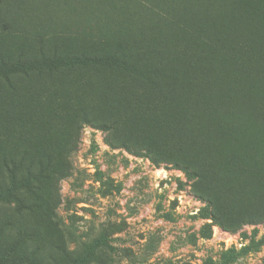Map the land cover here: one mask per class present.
<instances>
[{
    "label": "rangeland",
    "instance_id": "374dc122",
    "mask_svg": "<svg viewBox=\"0 0 264 264\" xmlns=\"http://www.w3.org/2000/svg\"><path fill=\"white\" fill-rule=\"evenodd\" d=\"M233 8L245 25H253L255 18L264 22V0H244ZM33 38L0 28V50L15 52L18 45L36 49ZM62 38L54 37L46 46L65 42ZM260 39L264 43V33ZM218 64L229 72L225 60ZM85 73L66 74L55 84L46 77L23 80L16 93L0 89V158L27 151L28 161L45 149L55 154L54 170L34 194L18 195L19 206L0 203V264H69L102 236L109 245L98 250L91 264H264V220L239 221L234 211L235 198L244 196L250 184L236 176L233 158L238 151L233 153L228 145L221 150L224 142L211 143L208 128L198 138L183 136L180 128L188 126L179 110L171 126L158 120L170 110H149V116L132 110L95 114L99 120L105 114L120 115L119 135L145 142L162 139L166 145L160 152H173L175 159L154 161L112 145L110 133L94 124H84L75 133L70 98L76 91L81 100L94 93L92 99L98 96L112 108L119 105L116 79L96 70ZM239 73L248 74L242 68ZM249 79L263 88L258 77L251 74ZM241 88V97H248L249 110L244 111L250 114L249 97L256 100L258 93L252 96L251 85ZM212 120L214 124L216 117ZM197 122L194 128L201 124ZM74 136L78 144L68 156ZM186 160L202 163L200 177L188 175ZM62 166L70 170L59 178L56 170ZM208 190L215 197L218 193L215 204ZM65 249L73 255L66 256Z\"/></svg>",
    "mask_w": 264,
    "mask_h": 264
},
{
    "label": "trees",
    "instance_id": "16d2710c",
    "mask_svg": "<svg viewBox=\"0 0 264 264\" xmlns=\"http://www.w3.org/2000/svg\"><path fill=\"white\" fill-rule=\"evenodd\" d=\"M243 2L0 0V28L25 38L34 37L39 44L36 49L18 45L15 52L0 50V89L16 93L23 80L46 77L47 82L55 84L66 74L90 70L112 76L119 86L115 93L119 99L117 108L103 104L98 96L92 99L94 93H87V98L81 100L76 91L70 98L75 110V133L84 124H94L110 133L112 145L124 146L137 155L147 154L154 161L175 159L173 152H160L161 146L166 145L162 139L148 138L145 142L139 137L119 135L120 115L105 114L99 120L95 114H100L96 110H132L149 116V110H170L160 113L158 120L171 126L179 110L188 126L179 129L183 136L191 134L198 138L202 129L208 128L211 143L224 142L221 150L228 145L233 153L238 151L233 158L236 176L246 177L250 184L244 196L235 198L234 211L239 221H262L264 43L260 37L264 22L255 18L253 25H245L238 19L233 6ZM62 36L65 42L46 46L52 38ZM82 40L77 47L71 46L72 42ZM220 60H225L227 74L226 68L218 64ZM240 68L248 74H238ZM251 74L260 79L263 88L253 84ZM242 85L252 86V96L258 93L256 100L249 97L250 114L244 111L249 108L245 101L248 97H241ZM202 110L213 111L204 114ZM212 117H216L214 124ZM199 120L201 126L194 128L192 124ZM77 144L74 136L66 148L68 156ZM27 153H6L0 158V203L14 201L19 206L22 199L18 195L34 194L54 170L55 154L49 149L28 161ZM185 163L188 175L198 178L204 172L200 161ZM69 170L62 166L56 172L63 178ZM205 193L215 204L218 193L216 197L209 190ZM108 245L107 238L102 236L87 245L85 254L73 256L69 264H91L98 250ZM64 253L73 255L67 249Z\"/></svg>",
    "mask_w": 264,
    "mask_h": 264
}]
</instances>
